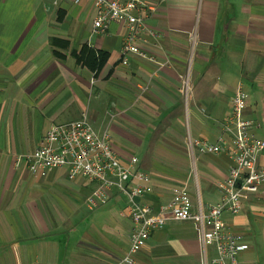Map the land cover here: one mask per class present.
I'll use <instances>...</instances> for the list:
<instances>
[{"label":"crops","instance_id":"crops-1","mask_svg":"<svg viewBox=\"0 0 264 264\" xmlns=\"http://www.w3.org/2000/svg\"><path fill=\"white\" fill-rule=\"evenodd\" d=\"M123 2L129 0H120ZM155 12L146 37L151 59L120 61L126 31L94 32L97 11L86 0H0V264H116L128 252L132 221L127 199L93 207L96 183L67 171L34 178L25 155L55 125L89 113L109 131L122 163L151 178L155 208L187 186L195 207L221 201L219 184L233 165L232 138L219 155L196 161L191 140L215 144L232 113L238 86L244 117L264 141V0H140ZM84 47L109 54L95 76L78 58ZM189 92L185 91V82ZM264 167V152L260 155ZM255 196L225 221L250 249L240 264H264V217ZM191 222L154 232L138 264H202Z\"/></svg>","mask_w":264,"mask_h":264},{"label":"built area","instance_id":"built-area-1","mask_svg":"<svg viewBox=\"0 0 264 264\" xmlns=\"http://www.w3.org/2000/svg\"><path fill=\"white\" fill-rule=\"evenodd\" d=\"M81 5L86 0H71ZM97 11L94 32L105 33L112 24L126 31L120 61L128 66L130 59H151L143 49L149 37L159 42L162 35L147 26L154 8L140 0H88ZM189 92V83L184 84ZM247 95L238 86L232 100V113L215 144L202 140H191L192 158L219 155L226 146V138L233 141L231 159L233 165L228 178L219 184L222 199L219 203L194 206L187 186L176 187L170 202L159 209L138 200L151 195V178L135 171L138 159L129 166L122 163L112 145L109 131H98L89 113L84 112L77 121L53 126L42 138L41 145L25 155L32 177L45 178L53 170L67 171L68 178L75 181L84 178L96 183L90 197L93 207L108 204L118 192L127 199L128 216L132 221L128 252L116 264H138L137 255L146 247L151 235L167 228L174 222L193 223L202 250V264H240L243 252L250 249L245 236L236 232L225 221L227 214L237 216L244 210V196H255L262 207L264 217V167L260 166V155L264 152V141L252 132L254 123L244 117ZM226 145V146H225Z\"/></svg>","mask_w":264,"mask_h":264},{"label":"trees","instance_id":"trees-1","mask_svg":"<svg viewBox=\"0 0 264 264\" xmlns=\"http://www.w3.org/2000/svg\"><path fill=\"white\" fill-rule=\"evenodd\" d=\"M108 60L109 54L103 52L97 53L88 47L83 48L78 58V62H83L92 72L95 73V76H98Z\"/></svg>","mask_w":264,"mask_h":264}]
</instances>
